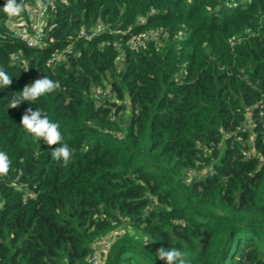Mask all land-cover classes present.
<instances>
[{"label": "trees", "instance_id": "1", "mask_svg": "<svg viewBox=\"0 0 264 264\" xmlns=\"http://www.w3.org/2000/svg\"><path fill=\"white\" fill-rule=\"evenodd\" d=\"M4 3L0 264H86L122 227L105 264H165L160 247L190 264H264V0H55L35 47L9 30ZM150 29L156 39L130 47ZM43 76L60 87L9 108ZM96 85L110 91L100 102ZM29 107L60 125L67 167L19 124Z\"/></svg>", "mask_w": 264, "mask_h": 264}, {"label": "clouds", "instance_id": "2", "mask_svg": "<svg viewBox=\"0 0 264 264\" xmlns=\"http://www.w3.org/2000/svg\"><path fill=\"white\" fill-rule=\"evenodd\" d=\"M35 6L42 12L47 11L48 0H35ZM24 0H5L2 7L4 14L9 18L19 17L25 10ZM13 83V78L9 76L6 70L0 66V88H7ZM60 87L59 82L54 81L47 76L37 78L33 82L25 85L18 96L14 95L9 108H17L22 103L29 104L36 102L42 96L55 92ZM19 124L35 141H43L51 149L52 160L67 167L74 155L69 146L63 142V135L60 131V125L49 119L47 113L39 109L33 110L29 107L21 116ZM59 145L58 147H53ZM12 161L9 155L0 151V178L8 176L11 170ZM17 176L16 180L19 181ZM156 256L165 264H190L186 254L177 248L160 247Z\"/></svg>", "mask_w": 264, "mask_h": 264}, {"label": "built area", "instance_id": "3", "mask_svg": "<svg viewBox=\"0 0 264 264\" xmlns=\"http://www.w3.org/2000/svg\"><path fill=\"white\" fill-rule=\"evenodd\" d=\"M55 0H48L47 11L42 12L35 6V0H24L25 10L19 17L9 18L7 17L6 23L9 30L13 32L14 36L19 40L24 41L27 46L35 47L44 44V36L46 33L47 14L49 9L54 7ZM103 28V24L97 23L94 27H80L77 30L75 38L89 39L98 34ZM159 30L150 29L147 31L140 32L137 35H133L129 39L130 47L138 48L141 45V40L145 39H156ZM72 50L71 43L68 44L64 49L56 51L52 59L59 60L65 59L66 55ZM16 57L15 54L12 55ZM52 59L50 61H52ZM92 94L96 102H100L102 96H109L110 91L108 88H102L100 85H96L92 89ZM249 121V119L247 120ZM101 247L97 249L94 247V252L86 258V264H105L106 255L111 245L110 240L104 238L100 239ZM96 242V241H95Z\"/></svg>", "mask_w": 264, "mask_h": 264}, {"label": "rangeland", "instance_id": "4", "mask_svg": "<svg viewBox=\"0 0 264 264\" xmlns=\"http://www.w3.org/2000/svg\"><path fill=\"white\" fill-rule=\"evenodd\" d=\"M145 40H147V39L143 38L141 40V45H144V43L146 42ZM116 60H117V69L123 68L122 52L121 51L118 53ZM128 115H129V112H128ZM126 117H127V114L124 111V116H123L124 120H126ZM123 231H124V228L123 227L122 228H117V229L111 230L110 232L104 234V236H101V237L97 238L95 240L96 242L95 241L93 242V246L96 247L97 249H100V247H101V241H100V239L101 238H104L106 240H110L111 243H112L114 241L115 237L118 234L122 233Z\"/></svg>", "mask_w": 264, "mask_h": 264}]
</instances>
